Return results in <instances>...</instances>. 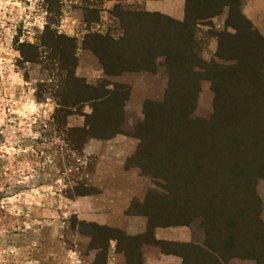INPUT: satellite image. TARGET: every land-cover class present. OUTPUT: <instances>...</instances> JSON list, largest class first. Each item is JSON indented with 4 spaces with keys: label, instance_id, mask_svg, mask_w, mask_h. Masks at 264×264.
I'll return each instance as SVG.
<instances>
[{
    "label": "rangeland",
    "instance_id": "374dc122",
    "mask_svg": "<svg viewBox=\"0 0 264 264\" xmlns=\"http://www.w3.org/2000/svg\"><path fill=\"white\" fill-rule=\"evenodd\" d=\"M242 1L240 0L241 6ZM91 3L94 4L92 9L98 13L101 3L98 0ZM118 4L122 9L137 8L135 4L122 0ZM251 4L247 8L248 13L254 16L256 12L264 13V0ZM84 6V0H57L56 9L48 12L46 0H0V264L106 262L103 252L93 248V244L103 245V236L96 238L93 243L88 237L94 232L93 223L84 222L78 213L84 200L81 198L85 196L82 194L98 191L91 185V173L97 159V143L101 139H88L78 151L67 142L66 130L64 126L57 125L54 116L57 104L53 90L60 78L59 72L49 62H22L18 52L21 42H38L46 23L66 35H74L76 39L85 36L88 33L86 30L90 33L101 30L103 34L109 33L113 38L121 35L120 24L111 15V5L104 7L106 12L103 13L104 18L99 27L94 24L99 21V18L95 19L98 14H94L95 11L84 13ZM224 15L222 13L211 19L210 23L196 27L197 54L206 62L215 60L212 42L216 49V39L210 36L209 31L222 29ZM84 18L91 22L84 23ZM256 20L258 23L262 22L264 31V19L256 17ZM253 25L255 26L254 23ZM255 27L258 29V26ZM78 52L77 50L76 65L79 61V71L76 73L75 65L74 74L87 80V74L92 73L88 63L94 56L80 54L78 57ZM195 70L203 73L201 68L196 67ZM162 72L163 68L157 65L155 72L123 71L117 75L104 74L97 82L87 84L98 85L105 80L110 83L108 88H112L113 84L128 88V101L123 102V128L132 133L137 121L143 119L144 102H162L164 99L167 79ZM64 74L65 72L60 73ZM118 75L122 76L123 82L117 81L120 78H114ZM130 80L137 87L132 91L130 83L127 84ZM138 96H142L143 101H136L140 98ZM196 96L194 117L200 123L210 121L214 112L213 92L207 79L198 80ZM173 97L175 102H181L188 95ZM88 113L90 108L86 104H78L64 119L65 127H82L84 114ZM195 123L188 124V139L191 138V141L188 140L182 146L185 150L174 137L152 139L151 147H157L153 143L158 144L160 141L169 147L170 150H165L164 155L167 159L147 161L139 168L135 166V155H132L135 150L127 156L124 165L128 168L135 167L138 174L145 178L146 187L143 202L138 204L132 200L128 209L142 211L139 205L145 204L147 199V202H152L158 209L164 207L167 210L171 206L164 200L165 194L189 196L191 221L190 226H186L190 231L189 241L202 244L206 236L209 243L219 244L231 235L239 255L231 256L224 264H257L247 254H256L264 245V172H261L264 168V147L249 144V132L245 131L241 147L228 146L230 148L225 149L226 163L237 155L245 169L242 176L251 178L252 191L242 188L237 192L220 193L217 192L218 185L211 183H205L200 188L193 172L196 162L194 159L197 157L193 146L202 130L195 127ZM169 126L173 127L171 121ZM122 136H117L111 142L119 145L127 138L139 142L132 136ZM206 148L211 149L209 146ZM108 153L119 152L111 149ZM163 170L167 171L164 172L165 176L160 175ZM209 184L211 185L206 191L205 186ZM169 220L172 221L169 217L163 221Z\"/></svg>",
    "mask_w": 264,
    "mask_h": 264
},
{
    "label": "trees",
    "instance_id": "16d2710c",
    "mask_svg": "<svg viewBox=\"0 0 264 264\" xmlns=\"http://www.w3.org/2000/svg\"><path fill=\"white\" fill-rule=\"evenodd\" d=\"M84 1V13L94 12L93 0ZM102 1L98 0V3ZM56 2L46 0L48 12L56 9ZM183 12L182 20H176L158 12L122 9L120 4H115L111 15L118 20L121 35L113 38L109 33L88 32L83 36L82 48L96 57L107 76L123 71L155 72L157 65L163 68L162 73L167 79L164 99L162 102H144L143 119L137 121L132 133L123 128V102L128 97V88L121 84L108 88L110 83L105 80L102 84L89 85L75 76L78 49L75 36L59 32L46 23L38 42L19 44V57L22 62L32 64L49 62L59 72L60 78L53 90L57 104L54 116L57 125L64 126L67 142L77 151L90 138L105 140L117 134L132 136L139 140L132 155L137 156H134L135 166L141 168L144 162L167 159L164 155L169 147L163 141L153 143L157 147H151L153 138L165 140L174 137L181 142L182 148L188 140L191 141L188 139V124L196 122L195 127L202 130L193 146L197 156L193 168L196 183L200 188L205 183L218 185L217 192L220 193L237 192L242 188L250 192L251 178L242 176L245 169L237 155L226 163L225 149L228 146L241 147L245 131L249 132V144L264 147V35L243 14L240 0H184ZM222 13H225L222 29L209 31L210 36L216 39L215 60L206 62L197 54L195 30ZM94 14L97 15V11ZM84 22L89 24L91 21L84 18ZM196 67L203 73L196 71ZM62 72L65 74L60 75ZM200 79H207L213 92L212 119L201 121L203 123L193 115ZM174 95L188 97L175 102ZM78 104H86L90 108V113L84 114V125L65 127L64 119ZM170 121L173 127L169 126ZM162 172L161 176L167 173L165 170ZM211 184L205 186L206 191ZM87 194L90 195H82ZM163 197L171 206L167 210L164 207L158 209L147 199L145 204L139 205L142 211L137 212L145 215L148 221L143 234L129 236L121 230L93 224L94 232L88 235L92 242L103 236V245L93 244V248L102 251L105 257L109 241L114 239L117 249L124 253L125 264L140 261L139 246L145 242L158 245L162 251L176 253L182 259L181 264H224L231 256L239 255L231 235L219 244L209 243L206 236L202 244L154 239V227L190 226L189 196L167 193ZM168 217L172 221H163ZM247 255L257 264H264V245L256 254Z\"/></svg>",
    "mask_w": 264,
    "mask_h": 264
},
{
    "label": "crops",
    "instance_id": "0c3cea01",
    "mask_svg": "<svg viewBox=\"0 0 264 264\" xmlns=\"http://www.w3.org/2000/svg\"><path fill=\"white\" fill-rule=\"evenodd\" d=\"M121 0H103L98 7L99 21L94 22L96 27L102 24L104 18V7H112L118 4ZM130 4H135V10L158 12L167 15L176 20H182L184 14V0H122ZM258 0H243L241 10L243 14L252 22L255 26H258L261 33L264 35L262 29V22L258 23V19H264V13L259 14L256 12V16L247 12V8L252 6L251 3ZM127 8H130L129 6ZM131 9V8H130ZM134 10V9H132ZM259 14V15H258ZM225 16V15H224ZM85 23V22H84ZM261 24V25H260ZM86 25V24H85ZM86 32H89L86 30ZM103 34L101 30L97 31ZM71 36V35H70ZM74 36V35H73ZM83 35L77 38L78 42V57L80 54L86 56H94L89 50L83 49L81 46ZM215 50V43L212 42V52ZM214 54V53H213ZM79 59V58H78ZM79 63V61H78ZM78 63L76 65V73L79 71ZM89 71L92 73L87 74L86 82L95 83L100 77L104 76V72L99 65L96 57L92 58V61L88 63ZM146 72V71H142ZM127 74V73H126ZM96 77L95 79H90ZM120 78L123 82L122 76H114V78ZM126 83V82H125ZM131 86V91L137 87L134 82L130 80L127 84ZM165 84V82H164ZM143 91V90H142ZM141 92V90H139ZM133 97L132 92L130 93ZM136 101H143L142 96ZM126 100L125 102H127ZM122 135L117 134L112 139L101 140L97 143V159L91 173L92 186L98 191L96 193L85 195L79 206L78 213L80 218L86 223H93L99 226H107L123 231L129 236H136L143 234L148 226L147 217L141 212L130 211L128 208L133 201L140 204L144 200L146 187L144 186L145 178L138 174L135 167H126L124 165L127 156H129L136 148V140L127 138L123 144L116 145L111 140L117 139L116 137ZM123 137V136H122ZM126 138V137H125ZM121 139V138H120ZM88 144V143H87ZM116 149L118 154H110L109 150ZM102 152V153H101ZM152 237L156 240L169 241V242H187L190 240V231L185 225H160L154 227ZM140 261L136 264H181L182 259L179 255L173 252H165L162 249L151 242L142 243L139 246ZM125 256L121 249H117L116 240L111 239L109 241L106 264H125Z\"/></svg>",
    "mask_w": 264,
    "mask_h": 264
}]
</instances>
